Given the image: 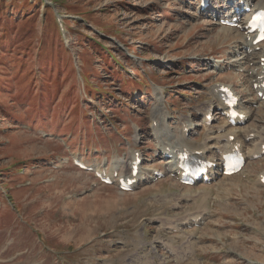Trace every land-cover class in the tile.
Returning <instances> with one entry per match:
<instances>
[{
    "label": "rangeland",
    "instance_id": "374dc122",
    "mask_svg": "<svg viewBox=\"0 0 264 264\" xmlns=\"http://www.w3.org/2000/svg\"><path fill=\"white\" fill-rule=\"evenodd\" d=\"M196 3L0 0V264H264V157L206 185L168 175L125 192L72 162L121 166L137 147L163 169L155 110L176 131L216 81L252 102L245 75L208 62L241 63V35ZM248 106L263 126L264 106Z\"/></svg>",
    "mask_w": 264,
    "mask_h": 264
},
{
    "label": "bare ground",
    "instance_id": "6f19581e",
    "mask_svg": "<svg viewBox=\"0 0 264 264\" xmlns=\"http://www.w3.org/2000/svg\"><path fill=\"white\" fill-rule=\"evenodd\" d=\"M243 2H245L247 5L249 6H252V7H255L256 4H252V1L251 0H243ZM236 15V14H234ZM212 18H214L212 16ZM215 23V22H213ZM223 29H221L222 31H228V30H224V27H222ZM227 29H231V30H234L236 32H238L237 29L235 28H227ZM236 32H232L233 34H237ZM241 45L244 43V41L242 42H239ZM237 47V46H236ZM238 48V47H237ZM237 49L233 50V54L235 56H239L238 52L236 51ZM240 62V61H239ZM240 63H238L237 65H232L234 68H237L239 66ZM250 76V74H249ZM239 78V77H238ZM252 78V77H251ZM216 86L214 87V89L212 90V94L214 95V98L217 99V95H218V92L216 90ZM218 109V108H217ZM220 110H224L226 108H219ZM159 109H157V113H158ZM163 117H165V114L163 113L162 114ZM203 121H205V119H203ZM256 123V122H255ZM257 124V123H256ZM188 126L187 124H184L183 125V129ZM258 127V126H257ZM189 132V131H188ZM237 139H238V134L235 135V139H233V141H226V146H229L231 145L232 143L234 142H237ZM155 142L160 145L162 148H163V151L166 150V147H170V148H179V147H183V146H187V145H190V139L188 137H186V134L185 132L183 131L182 134H180V137H177L175 134H173L172 132L166 130L165 128H163L160 136H158L155 140ZM264 143V141L260 142L259 146L261 147V145ZM191 147L193 149H199L198 147H194L192 144H191ZM260 147H257L255 146L254 147V150H250V151H246V155L247 157H252V155L255 153V151H259ZM202 153H207L209 152V146L206 144L203 148H202ZM212 159V158H211ZM234 158L231 157L229 159V168L231 169L232 168V165H233V162H234ZM212 161L216 162L217 163V167L215 170H211V174L214 175V178H216L219 174L221 175L222 173H219L220 171V167L222 166V163H221V157H218L217 159H212ZM130 171V168L128 166V163L125 165V170L124 172H127L129 173ZM165 171L169 174H176V171H177V160H176V153L174 154V156L172 158H170L169 160L166 161V166H165ZM213 172V173H212ZM126 177H130L129 174L128 175H125ZM226 176V175H224ZM178 179L180 178V172H178ZM224 178H227V177H224ZM221 179V178H220ZM234 179V178H233ZM237 180V179H236ZM216 185V184H215ZM251 186V185H250ZM257 190V189H256ZM260 191V190H259ZM223 194V193H222ZM147 195V194H146ZM208 197V196H207Z\"/></svg>",
    "mask_w": 264,
    "mask_h": 264
}]
</instances>
